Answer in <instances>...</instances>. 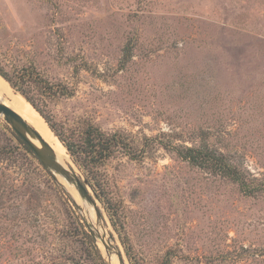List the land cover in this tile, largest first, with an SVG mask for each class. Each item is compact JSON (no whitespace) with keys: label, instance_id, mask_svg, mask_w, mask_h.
Wrapping results in <instances>:
<instances>
[{"label":"rangeland","instance_id":"374dc122","mask_svg":"<svg viewBox=\"0 0 264 264\" xmlns=\"http://www.w3.org/2000/svg\"><path fill=\"white\" fill-rule=\"evenodd\" d=\"M28 66L75 91L33 89L67 139L81 142L90 123L155 139L142 161L118 154L98 169L137 264H264V192L247 197L173 151L206 144L264 182V0H0V67L14 76ZM10 129L0 115V141ZM64 149L61 163L90 184ZM31 160L0 164V264H53L60 236L79 221L88 231L77 190Z\"/></svg>","mask_w":264,"mask_h":264},{"label":"trees","instance_id":"16d2710c","mask_svg":"<svg viewBox=\"0 0 264 264\" xmlns=\"http://www.w3.org/2000/svg\"><path fill=\"white\" fill-rule=\"evenodd\" d=\"M0 75L31 104L49 125L50 130L59 138L58 140L62 142L61 144L64 148H67L76 163L84 168L94 192L110 213L112 223L122 238V243L130 261L135 260L132 247L127 242V237L126 235L124 236L122 231L123 228L119 226L116 219L118 211L113 207V199L108 192L103 176L101 177V174H98V169L105 166L108 161L115 158L118 154H123L132 161H142L146 155V144L154 142L155 139H146V143L123 130L106 132L97 125L90 123L83 133V140L75 143L64 137L55 123L40 108L34 97L33 90L36 89L44 95L57 98L73 96L75 91L72 88L61 83H50L43 78L34 66L25 67L14 76H10L0 67ZM10 131L11 136H7V133L2 130L1 138L5 139L0 141V164L4 163V160H14L16 162L21 155L28 159L30 155L33 160L39 163L43 171L51 176L28 145L14 131L11 129ZM150 145L152 148L155 147V143ZM173 151L176 152L180 159L187 161L192 166L211 171L236 184L241 193L247 197H258L264 192V182L248 178L247 174L231 162V156L211 149L206 144L198 147L179 146L173 148ZM33 160L31 161L33 162ZM40 167L39 169H41ZM1 187H3V184L0 180V189ZM3 195L2 192L0 199L4 198ZM76 225V235L63 234V236H60L62 249L58 258H49L48 260L52 261L53 264L56 261H61L62 264H106L98 245L84 225L80 221ZM48 236L52 238L55 234L54 232L52 233V230H48ZM135 262L137 264L136 260ZM56 263L58 264V262ZM170 263L171 260L168 258L167 264Z\"/></svg>","mask_w":264,"mask_h":264},{"label":"water","instance_id":"95a60500","mask_svg":"<svg viewBox=\"0 0 264 264\" xmlns=\"http://www.w3.org/2000/svg\"><path fill=\"white\" fill-rule=\"evenodd\" d=\"M0 115L4 117L5 121L12 128V130L28 145V147L37 156L43 167L51 175H53L57 181H59V179L61 178L68 184L72 185L77 190L81 200L84 203L92 206L97 216L96 225L88 222L85 218H83V220L86 224L89 234L98 245L105 262H107V264H110V259L114 256H117L120 260V264H126L122 252L112 242V238L108 233L107 226L103 221L102 214L97 205V201H99V198L95 192L91 193L89 191V188H92L89 182L86 180H82L81 177L70 167L62 164L58 160L54 149L41 136V134L27 121H25L22 116H20L13 109L9 108L1 100ZM60 185L63 186L61 183ZM74 203L76 208L80 211V213H82V207L75 201ZM101 246L104 248L105 253L103 252Z\"/></svg>","mask_w":264,"mask_h":264},{"label":"bare ground","instance_id":"6f19581e","mask_svg":"<svg viewBox=\"0 0 264 264\" xmlns=\"http://www.w3.org/2000/svg\"><path fill=\"white\" fill-rule=\"evenodd\" d=\"M0 100L3 101L9 108L13 109L20 116H22L25 121H27L33 128H35L41 134V136L54 149L60 162H63L64 164H67L66 162H70L64 147L62 146L60 141L53 135L45 120L39 115L38 112H36V110L31 106V104L26 101V99H24L20 94H17L14 91L1 76ZM59 182L64 186L65 189H68V192L70 190L72 192H75V188L63 179L60 178ZM71 198L74 200V197H72V195ZM79 201L83 202L82 200ZM82 204L85 219H87V221L90 223H94V214L92 213L91 208H89L84 202ZM116 259L118 260L117 256L112 257L110 259V264H118Z\"/></svg>","mask_w":264,"mask_h":264}]
</instances>
